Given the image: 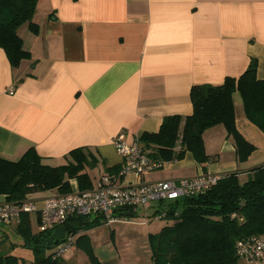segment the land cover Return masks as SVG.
I'll list each match as a JSON object with an SVG mask.
<instances>
[{
    "label": "crops",
    "instance_id": "crops-1",
    "mask_svg": "<svg viewBox=\"0 0 264 264\" xmlns=\"http://www.w3.org/2000/svg\"><path fill=\"white\" fill-rule=\"evenodd\" d=\"M34 21L36 33L26 25L18 30L29 58L12 68L0 48V156L16 160L33 147L45 163L58 165L72 149L86 147L97 159L87 169L92 187L121 169L112 138L124 132L127 142L139 140L143 132H156L165 116L190 115L192 85L238 77L251 58L257 61L256 77L264 79V0H38ZM233 103L236 129L255 147L245 161L237 160L217 124L202 135L215 161L201 164L186 152L159 170L121 180L244 173L264 164V133L245 117L237 92ZM69 183L71 191L78 190L75 179ZM56 192L29 198L41 206ZM166 203L134 211H142V221L133 222L140 228L132 234L127 229L122 242L115 228L104 241L93 240L94 230L104 225L100 218L80 234L87 235V247L101 264H152L148 237L165 225L152 216ZM129 217L115 223L131 225ZM30 220L33 228L36 215ZM60 263L91 264L80 244ZM240 264H264V254L260 262Z\"/></svg>",
    "mask_w": 264,
    "mask_h": 264
},
{
    "label": "trees",
    "instance_id": "trees-1",
    "mask_svg": "<svg viewBox=\"0 0 264 264\" xmlns=\"http://www.w3.org/2000/svg\"><path fill=\"white\" fill-rule=\"evenodd\" d=\"M37 1L0 0V48L12 68L30 57L18 30L25 24L31 32L38 31L34 21ZM256 67V59L251 58L238 77L226 76L219 84L192 85V113L165 116L156 132L139 136L142 146L165 162L181 159L186 152L198 163L212 162L217 155L205 152L202 135L207 128L220 124L234 145L237 160L245 161L255 147L236 129L233 94H239L245 117L264 133V79L256 77ZM96 164L95 155L86 147L72 149L58 165L45 163L33 147L16 160L0 156V196L21 201L33 193L52 189L67 193L71 192L70 179L76 180L78 190H86L93 185L87 169ZM166 202L156 214L163 213L160 218L169 222L148 237L152 264H240L237 241L264 235V164L244 173L219 174L216 183L205 192ZM94 219L92 222L91 216L68 217L63 223L64 234L51 245L75 235L74 244H80L90 263L101 264L87 247V235L80 234L99 221V217ZM15 230L33 244L36 255L32 264H61V257L43 253L50 247L47 240L53 231H34L29 214L22 215ZM0 264L20 263L16 256L1 255Z\"/></svg>",
    "mask_w": 264,
    "mask_h": 264
},
{
    "label": "built area",
    "instance_id": "built-area-1",
    "mask_svg": "<svg viewBox=\"0 0 264 264\" xmlns=\"http://www.w3.org/2000/svg\"><path fill=\"white\" fill-rule=\"evenodd\" d=\"M117 153L122 158L121 169L117 177L102 175L96 184L86 190L67 193H53L42 199L41 206L30 198L21 201H9L0 198V223L17 226L23 214L36 215L37 229L43 232L54 231L73 215L99 217L105 225H110L125 217L120 212L136 211L147 208L153 202H166L185 196L205 192L219 178L216 173H203L193 177L179 179L139 181L125 184L121 179L133 173L137 177L161 169L165 165L153 155L140 141L125 140L120 132L112 138ZM163 213L153 215L160 218ZM151 218L146 216L145 219ZM75 235H67L51 253L52 258L61 257L68 249L75 247ZM236 253L247 261H262L264 254V235H252L236 243Z\"/></svg>",
    "mask_w": 264,
    "mask_h": 264
},
{
    "label": "rangeland",
    "instance_id": "rangeland-1",
    "mask_svg": "<svg viewBox=\"0 0 264 264\" xmlns=\"http://www.w3.org/2000/svg\"><path fill=\"white\" fill-rule=\"evenodd\" d=\"M24 26L25 24L22 27ZM142 218V211L138 210L137 213H134L129 217V221L132 222L131 225L125 224L124 226V224L115 222L110 225L104 224L94 230L95 232L92 234V238L95 241H104L110 234V230L115 228L117 241L122 242L123 236H125L123 234L125 231L127 232V229L131 230L130 232L132 234L134 230L137 231L140 228V226H135L136 224L134 223L142 221ZM162 221H164V224L169 222L164 219H162ZM150 227H152V225H150ZM32 229L34 231H38L36 224L33 225ZM139 232L141 231H138V233ZM54 249L55 245H50V247L43 250V253L45 255H49L52 251H54ZM70 251L71 249H68L61 257L66 256ZM1 255H13L18 258L20 264H32L36 253L33 250V244L26 242L25 238L16 232L14 226L0 223V256Z\"/></svg>",
    "mask_w": 264,
    "mask_h": 264
},
{
    "label": "water",
    "instance_id": "water-1",
    "mask_svg": "<svg viewBox=\"0 0 264 264\" xmlns=\"http://www.w3.org/2000/svg\"><path fill=\"white\" fill-rule=\"evenodd\" d=\"M123 215L124 216H131V215H133V212L125 211L123 213ZM92 217L94 218V216H92ZM63 234H64V227L62 225H60L49 236V238L47 240V245H51L56 238L61 237Z\"/></svg>",
    "mask_w": 264,
    "mask_h": 264
}]
</instances>
